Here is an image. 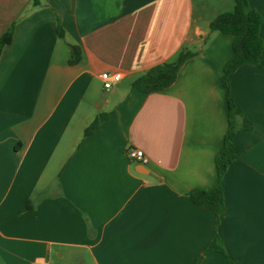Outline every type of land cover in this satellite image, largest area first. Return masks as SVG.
Wrapping results in <instances>:
<instances>
[{"label": "crops", "instance_id": "crops-1", "mask_svg": "<svg viewBox=\"0 0 264 264\" xmlns=\"http://www.w3.org/2000/svg\"><path fill=\"white\" fill-rule=\"evenodd\" d=\"M38 2L0 0V38L14 27L0 57V264H264V63L229 78L253 128L234 137L219 224L190 198L218 184L234 52L210 23L235 1ZM250 5L264 40V0ZM184 49L201 52L173 85L133 91ZM103 73L124 77L106 91ZM129 147L149 163L131 162ZM216 233L225 254L208 251Z\"/></svg>", "mask_w": 264, "mask_h": 264}, {"label": "trees", "instance_id": "trees-1", "mask_svg": "<svg viewBox=\"0 0 264 264\" xmlns=\"http://www.w3.org/2000/svg\"><path fill=\"white\" fill-rule=\"evenodd\" d=\"M234 1V8L231 11L220 14L210 23L211 32H220L233 36L234 52L233 59L225 67L222 80L228 100L229 130L225 136L223 148L215 159L218 184L211 190L195 189L190 193V198L195 205L209 209L215 213L217 225L226 209L223 180L229 166L240 156V153L234 148V137L241 131L251 130L253 128V123L242 115L241 110L233 101L229 78L239 68L245 65L261 66L264 63L262 59L264 40L261 36L263 17L256 9L251 7L250 0ZM38 4V0H35V5ZM57 31L60 38L65 37V31L60 23L58 24ZM13 35L14 27L12 26L0 38V57L4 47L12 42ZM206 42L207 40L204 41V44ZM70 50L69 64L75 65L81 61L83 52L79 46L75 45H71ZM200 52L189 49L182 50L174 61L158 65L137 78L132 85L133 91L154 93L167 89L177 80L182 65ZM106 118L107 114H102L97 117L93 124L86 130V135L88 136L98 129ZM240 120H242V124L239 123ZM208 251H218L225 254L218 233H216L214 241ZM195 264H198V261ZM229 264L235 263L229 260Z\"/></svg>", "mask_w": 264, "mask_h": 264}, {"label": "built area", "instance_id": "built-area-1", "mask_svg": "<svg viewBox=\"0 0 264 264\" xmlns=\"http://www.w3.org/2000/svg\"><path fill=\"white\" fill-rule=\"evenodd\" d=\"M124 77L122 73H103L101 75L103 86L106 91L112 89L116 84H118ZM127 156L131 162L139 163L142 165H147L149 163V158L145 152L140 148L129 147L127 150Z\"/></svg>", "mask_w": 264, "mask_h": 264}]
</instances>
